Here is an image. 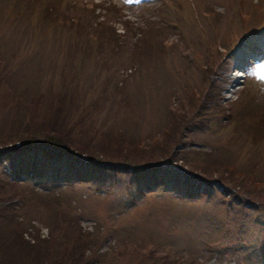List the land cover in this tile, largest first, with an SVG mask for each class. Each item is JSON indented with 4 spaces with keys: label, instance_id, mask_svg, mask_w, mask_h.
Listing matches in <instances>:
<instances>
[{
    "label": "rangeland",
    "instance_id": "rangeland-1",
    "mask_svg": "<svg viewBox=\"0 0 264 264\" xmlns=\"http://www.w3.org/2000/svg\"><path fill=\"white\" fill-rule=\"evenodd\" d=\"M262 37L264 0H0V180L3 154L48 156L23 137L74 154L29 171L2 213L30 242L100 253L87 264H264V59L235 77ZM77 154L108 165L55 173ZM162 159L217 191L167 171L144 189L124 166Z\"/></svg>",
    "mask_w": 264,
    "mask_h": 264
},
{
    "label": "trees",
    "instance_id": "trees-1",
    "mask_svg": "<svg viewBox=\"0 0 264 264\" xmlns=\"http://www.w3.org/2000/svg\"><path fill=\"white\" fill-rule=\"evenodd\" d=\"M258 29V28H257ZM24 143L26 141L27 144L29 143H36L38 145L37 151L39 155L42 153L48 154V156H43L45 158L41 159H36L33 161L34 164H27L25 167L23 163L18 162V158H20L19 153H7L6 155L3 154V157H7L8 161L11 164L12 168V175H13V180L10 178H2L4 181L2 182V179L0 180V192L2 193L0 196V205L3 203H9L10 200L14 198L16 195L13 193V188L17 187L21 189L22 191H26V185L25 182L28 180L26 177L30 174V172H34V169H38L40 171H52L51 169V164L53 163L52 161V156L57 155L55 152H62V150H65V152H68L72 155L73 154V148L69 149V145L60 142V139H47V138H35V137H23L21 139H18ZM17 141V140H16ZM12 147H15V142ZM25 146L22 144L20 147ZM7 148V147H5ZM8 149V148H7ZM172 156V155H171ZM21 159V158H20ZM30 163H31V159ZM62 168H56L55 173L58 174L60 172H67L70 177L73 178H78L80 177L79 175H85L88 177L87 174L90 175V171L88 168H95L96 164L97 166H106V162L101 160L99 158H96V160H93L91 156L85 155L84 158H80L79 156H75V159H71L68 162L64 161L62 158ZM164 160V159H162ZM162 160H160L162 162ZM169 162H172L171 160H166ZM112 165L114 166V162H111ZM20 164V165H18ZM149 163L145 164H128L124 165L125 167H132V170L134 171V175L132 180L138 181L139 183H145L149 188L152 186L150 183H158L160 180L166 179V182L172 183L174 182L173 178H170L169 176H165V172H170V174H173V172H181L178 167L172 166L170 164H167L165 166H157L156 170L154 173H151V171L154 169L153 166H148ZM108 165V164H107ZM147 165V166H146ZM55 167V166H54ZM59 167V166H58ZM81 167H83L84 171H80ZM140 167V169H138ZM66 169V171H65ZM192 171L191 169H189ZM89 171V172H88ZM189 171V172H190ZM194 172V171H192ZM183 175L188 176V174H185L186 172H181ZM197 174V173H196ZM31 175V174H30ZM74 175V176H73ZM194 179L191 180L187 185H178L180 188H188L189 186H196L198 189V185L193 183ZM138 183V184H139ZM176 184V183H175ZM7 187H10L12 190L11 192L7 191ZM147 188V189H149ZM218 188V187H217ZM21 191V192H22ZM213 191H217V189H214L213 186ZM20 192V193H21ZM39 191L36 190L35 194H38ZM47 201L50 202V199H54L56 203L59 202V197H50L47 196ZM16 223H20L19 220L15 219L14 216L10 215L9 218L5 215V213H2V210L0 209V264H12L14 262H21V264H27L29 260L32 263L28 264H76L75 262H62V255L65 253L69 252L70 255L73 258H77L80 262H83V264L90 263L93 260H96L99 258V252H97V258L92 257V258H83V251L81 249H75L79 243H77L74 246V249L71 251H66V245H67V240L64 241H53L55 239L54 237H41L38 236L36 233L33 234L36 238L30 242V239L28 240L25 236V230L22 228H18L19 225ZM14 226V229H17L18 233L16 237H13L11 234V229L10 227ZM78 237L82 236V232L78 230ZM84 235V234H83ZM58 243V244H57ZM16 245V246H15ZM17 247V248H15ZM54 249V250H53ZM57 249V250H56ZM60 250V251H58ZM64 251V252H62ZM26 259L25 263L23 259ZM74 261V260H72ZM27 262V263H26Z\"/></svg>",
    "mask_w": 264,
    "mask_h": 264
}]
</instances>
